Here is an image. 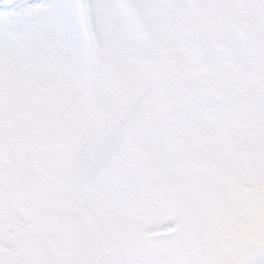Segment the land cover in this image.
<instances>
[{
	"label": "rangeland",
	"instance_id": "374dc122",
	"mask_svg": "<svg viewBox=\"0 0 264 264\" xmlns=\"http://www.w3.org/2000/svg\"><path fill=\"white\" fill-rule=\"evenodd\" d=\"M58 1L0 18V264H133V241L141 237L148 248L145 235L167 231L168 221L180 226L182 237L174 242L178 244L170 261L154 264L249 260L264 245V157L244 154L248 147L241 145L233 147L238 154L228 162L218 146L231 127L217 123L214 129L195 115L182 119L186 103L172 94V71L161 70L169 83L164 78L158 82V72L147 67L150 57L144 44L149 47V41L138 40L143 36L136 26L132 29L137 34L129 38L130 29L112 0H93L94 20L109 47L101 67L93 66L94 76L85 77L87 52L77 41L78 0H69L67 13ZM172 1L137 0L155 44L162 39L157 46L171 36L167 27L157 25L166 23L163 13L175 16L167 23L180 27L181 36L192 37L190 27L211 26L205 22L214 1ZM227 2L230 11L239 4ZM243 3L254 7L253 13L255 7H264V0ZM192 7L198 8V16ZM112 28L115 44L108 33ZM168 45L153 46L161 61ZM224 51L230 52L226 47ZM186 54L177 53L174 67L187 81L193 72L184 61ZM242 56L234 74L257 72V58L248 50ZM210 68L221 71L223 83L228 81L226 70ZM177 85L179 93L189 91L186 83ZM257 125L264 132V119ZM199 131L206 136L205 145ZM173 145L183 155L170 151ZM69 148L74 152L66 166L60 155L64 158ZM212 190L226 203L227 225L216 224L223 239L201 211L205 192ZM139 200L147 213L165 216L153 223L140 219L135 215ZM241 203L249 207L243 210ZM190 232L200 241L201 252L183 247ZM76 248L83 259L73 262Z\"/></svg>",
	"mask_w": 264,
	"mask_h": 264
},
{
	"label": "snow or ice",
	"instance_id": "6c2138e0",
	"mask_svg": "<svg viewBox=\"0 0 264 264\" xmlns=\"http://www.w3.org/2000/svg\"><path fill=\"white\" fill-rule=\"evenodd\" d=\"M33 4V0H27V3H19V0H15L13 3H6L5 0H0V17H7L9 13L18 12L22 8H30ZM228 220L227 215L223 209L216 210L211 215V221L220 227L226 225Z\"/></svg>",
	"mask_w": 264,
	"mask_h": 264
},
{
	"label": "bare ground",
	"instance_id": "6f19581e",
	"mask_svg": "<svg viewBox=\"0 0 264 264\" xmlns=\"http://www.w3.org/2000/svg\"><path fill=\"white\" fill-rule=\"evenodd\" d=\"M83 31H84V29H83ZM88 251V249H87V246H86V252ZM78 259L80 260V259H83V257L82 256H79L78 257Z\"/></svg>",
	"mask_w": 264,
	"mask_h": 264
}]
</instances>
